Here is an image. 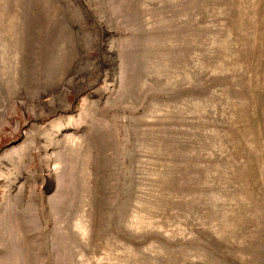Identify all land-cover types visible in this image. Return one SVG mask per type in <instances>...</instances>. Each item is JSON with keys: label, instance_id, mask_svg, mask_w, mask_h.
<instances>
[{"label": "rangeland", "instance_id": "1", "mask_svg": "<svg viewBox=\"0 0 264 264\" xmlns=\"http://www.w3.org/2000/svg\"><path fill=\"white\" fill-rule=\"evenodd\" d=\"M0 264H264V0H0Z\"/></svg>", "mask_w": 264, "mask_h": 264}]
</instances>
